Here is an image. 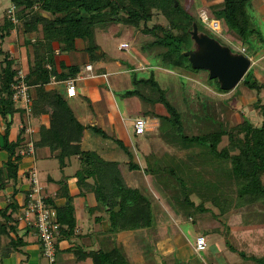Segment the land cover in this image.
I'll list each match as a JSON object with an SVG mask.
<instances>
[{"label":"trees","instance_id":"1","mask_svg":"<svg viewBox=\"0 0 264 264\" xmlns=\"http://www.w3.org/2000/svg\"><path fill=\"white\" fill-rule=\"evenodd\" d=\"M8 2L15 8L16 23L8 20L5 10L0 22V39L6 37L12 27L23 36L22 42L27 49L24 73L28 85L29 109L31 113L41 112L49 118L48 126L39 128V137L33 143V149L46 147L49 155L57 160L59 166L63 165L66 158L76 156L79 168L74 172V176L79 194H84L82 187L89 185L91 189H88L93 192L96 203L108 211L114 206L117 207L110 214L111 227L128 230L152 226L148 196L142 190L129 185L127 176L123 174V168L126 171L139 170V166L132 161L128 146L115 137L108 136L98 127L84 126L74 116L62 95L53 89L46 90L44 85L51 79L61 81L73 77L77 71L75 66H66L61 61L57 63L54 61L53 51L57 43L61 42L65 48L71 49L74 39H81L88 58L98 60L103 53L95 41V30L112 22L132 26L141 24L142 33L154 37L143 47H161L158 54L161 64L170 68L199 71L191 68L183 54L191 44L190 39L186 40L187 36L189 38L188 31L193 23L196 26L198 24L186 9H182L179 4L174 5L176 0H8ZM250 2L251 0H220L211 7L214 8L211 16L222 22L225 30L233 32L241 45L245 44L247 47L254 39H258L261 46L264 39L255 24ZM154 10L165 17L167 27L162 24H153L149 27L146 25ZM174 30L181 32L175 34ZM158 32L160 35H157ZM257 49H259L257 46L249 48L248 53L253 54ZM0 55V117L4 122L0 132V149L5 152V159L0 165V191L7 183L11 185L7 202L0 208V249L11 247L20 250L22 242L16 235L19 223L16 219L18 205L15 195L18 191L17 166L21 159L26 157L19 155L18 150L25 146L26 139L23 137V128L20 127L15 140H8L12 116L20 112V107L11 99L10 90L18 66L4 49L0 48ZM127 65L130 70L131 89L124 92L125 96L137 97L146 105L145 113L165 123L168 130L175 132L180 142L189 147H201L215 160L228 164L226 179L228 181L230 179L235 188L230 207L239 210L242 217L244 212L251 210L252 216L256 212L264 213V106L258 107L261 114L258 125H253L243 117L239 124L226 128L223 116L218 117L219 110L211 109L202 103L204 105L200 111L189 112L190 115L188 112H180L168 99L166 90L159 87L151 70L146 77H135L132 67ZM210 80H213L219 89L216 79ZM239 82L255 92L257 98L254 103L258 105V95L264 88L263 81H258L252 69H247ZM155 106H158L160 113L153 109ZM188 115L193 121V125L189 126L190 128L195 126L196 133L186 132L185 127L188 123L185 119ZM87 131L89 134H85ZM223 136L227 138V143L218 147ZM143 158L145 164L142 168L143 173L159 181L163 178L161 174L166 173L178 186L179 199L181 198L186 205L194 207L190 196L192 193L199 194V190L190 189L180 177V172L184 170L177 171L170 163L163 164L152 153L144 155ZM87 179H90V182H87ZM62 193L65 195V203L59 207L53 205L51 198L43 196L44 203L55 210L56 221L59 224V234L54 247L59 237L70 235L75 226L71 197L65 190ZM116 197H119L118 204L114 202ZM243 219L248 225V219L246 217ZM10 234L14 236L11 237ZM2 237L6 238L4 243L1 242ZM123 241L127 245L126 251L120 244L108 250L88 252L93 264H128V258L134 256L129 253L133 240L127 235ZM145 246L143 243L142 247ZM149 257L150 259H147V253L143 251L141 256L136 255L133 258L137 263L142 259V264H153V253H150ZM251 260L255 264H264V253L253 254Z\"/></svg>","mask_w":264,"mask_h":264},{"label":"rangeland","instance_id":"2","mask_svg":"<svg viewBox=\"0 0 264 264\" xmlns=\"http://www.w3.org/2000/svg\"><path fill=\"white\" fill-rule=\"evenodd\" d=\"M219 1L176 0V4H179L182 9H186L194 18L198 24V32L209 35L220 44L228 46L233 52H244L251 59L248 69L254 70L256 74L258 73L256 79L262 82L264 79V42L260 46L261 42L258 39H254L247 46L248 48L245 44L241 45L233 32L225 30L226 28L222 22L211 16V11L214 9L211 7ZM8 6V0H0V22ZM250 10L255 18V24L264 39V0H251ZM200 11H205L209 19L216 20L218 29L211 30L207 25L201 23L198 17V12ZM153 24L168 26L165 17L155 10L152 11L151 18L146 23L148 27ZM141 28V24L132 26L122 22H112L95 30V41L109 58L124 59L126 61L125 68L128 69L129 66L127 64H129L135 77H146L151 70L159 87L166 90L168 99L180 112L192 113L200 111L201 106L205 104L210 106L211 109L219 110L218 117L223 116L226 128L239 124L243 117H246L253 125L260 123L261 114L258 107L260 105L264 106V88L258 95L259 104L257 105L254 103L257 98L255 92L245 88L241 82H238L230 90H221L220 88L219 90L216 83L208 79L207 72L202 69L190 71L188 69L167 67L159 61L158 54L162 49L161 47H143L154 37L142 33ZM180 32V30H174L175 34ZM157 35H160V33L158 32ZM188 39H190V36L189 38L187 36L186 40ZM22 40L23 36L21 33L15 27H12L9 30V34L2 40L0 39V48L6 52L9 51L10 53H8L11 57L15 55L21 61V64H18V68L24 70L25 56L23 55V48L25 46ZM119 42H126L128 47L117 50L116 45ZM190 42L188 50L195 47L192 40ZM255 46L259 47V49L253 54H249L248 49ZM111 66L109 62L108 68H112ZM137 100V97H133V101ZM138 102L141 101L138 100ZM202 103L204 104L202 105ZM142 106L146 107L145 104ZM131 112V115L141 114L136 106L131 108ZM189 115L185 119V122L188 123L185 127L186 132L196 133L195 126H191L192 128L189 126L193 125ZM17 124L18 118L15 116L12 126L15 127ZM127 143L131 146V150H133L135 158L141 166H143V154L153 152L158 155L163 164L170 163L172 167H176L177 171L183 169L185 173L180 172V177L190 189L193 191L199 190V194H191L190 199L194 202V207H190L181 198L179 199L178 186L166 173L161 174L163 178L160 180L161 183L159 181V185L153 184L151 177H145L146 179L148 178L147 190L152 201H162L165 198L166 203L164 205L167 207L171 205L175 208L177 214L173 213L171 215L170 210H168V214L171 215L169 219L171 220L172 218L173 221H177V225L181 227L184 233L183 236L193 243L195 236L198 235L197 233H201L206 243L205 250L199 251L194 255L193 259L190 258L182 262V259L177 257L176 260H173L171 255L161 256L159 259L163 264H255L251 260L253 254L264 253V213L258 214L256 212L252 216L251 210L244 212V217H242L239 210H235L233 206L230 207V202L234 199L235 188L230 179L229 181L226 179L227 163L215 160L205 150H189L188 148L190 147L180 142L175 132L168 130L167 125L160 121L158 125L152 128V131H145L136 135L131 140H128ZM226 143L227 138L223 136L218 147ZM185 152L189 156H186ZM180 155H182V159ZM161 157L164 158L162 159ZM34 163L36 170L39 172V180L43 179L46 173H50L51 169L55 175L58 174V162L56 159L44 161L37 157ZM197 204L199 206L196 207ZM161 206L162 204H160V208ZM224 206L226 209H223ZM160 208L156 210L157 215L160 216V222L168 221L167 212L165 210L162 211ZM162 208L164 207L162 206ZM245 217L248 219V225L243 222ZM213 227L216 228L212 232L210 228ZM206 230L211 232H206ZM42 258V264L50 262L45 256ZM172 260L174 263H172Z\"/></svg>","mask_w":264,"mask_h":264},{"label":"crops","instance_id":"3","mask_svg":"<svg viewBox=\"0 0 264 264\" xmlns=\"http://www.w3.org/2000/svg\"><path fill=\"white\" fill-rule=\"evenodd\" d=\"M117 45L116 49L119 50ZM23 51V55L26 57L27 50L23 48ZM100 51L103 53L101 58L98 60H90L83 50V42L81 39H74L73 48L71 49L65 48L61 42L57 43L53 51L54 61L56 63L61 61L66 66H75L77 68L75 75L73 77H68L74 79L76 94L73 97H65L63 95L64 80H50L44 85V88L46 90L53 89L61 94L68 103L74 116L84 126L98 127L108 136H113L128 146L132 155V161L139 166V170L126 171L125 168H123V174L127 176L129 185L142 190L144 194L148 196L153 225L128 230L111 227L110 214L112 211H115L117 207L114 206L108 211L105 207L96 203L93 192L89 190L91 189L89 185L82 187L81 190L84 194H79V190L75 183L76 178L74 176V172L79 168L76 156L66 158L62 166L57 164V175H55L51 169L50 173H46L43 179L39 180V172L36 170L34 163L35 159L37 157L44 161L55 159L49 155L46 147H37L34 149L33 155L26 156L25 158L23 157L17 166L16 188L18 191L15 198L18 209L24 204L25 194L28 188H30V183L27 179V170L29 168L35 170L38 184L41 186V194L47 198H51L54 206L59 207L65 203V195L62 193L63 190L70 195L75 226L70 235L59 237L60 239L57 240L54 247V260L48 264H93L88 252L97 251L99 249L108 250L112 246H119L120 244L125 250L127 245L125 241H123V238L125 239L127 235L133 240L129 253L134 254V258L136 255L141 256L143 251H145L147 253V259H150L149 255L153 253V264H161L159 258L168 255H171L175 259L176 257L182 259V262L190 258L193 259L194 255L199 252L194 249V242L191 243L189 239L183 236L184 233L181 227L177 225V221H173L172 218L171 220L169 219L173 213L177 214L175 208L171 205H168L170 208L165 206V198H163L164 201H152L147 190L148 178H145L146 176H150L142 172V168L145 165L144 158L143 166H141L136 160L131 146L127 143L128 140L136 136L132 131L134 118L137 116L144 117L150 127L149 129L147 127L145 131H152V128L158 125L160 120L157 117L146 114V107L142 106L143 104L141 102H138V98L137 101H133V97L135 96H125L124 92L131 89L130 70L129 68H125L126 61L117 57L109 58L101 47ZM12 58L15 64L17 62L16 66L21 64V61L17 59L15 55L12 56ZM109 62L112 68H108ZM86 65H89V67L87 68ZM252 72L255 78H257L258 73H254V70H252ZM133 106H136L138 112L141 114L131 115V108H133ZM153 109L160 113L158 106L153 107ZM19 110L20 112L12 116V122L14 117L17 116L18 124L15 127L11 124L8 131V140L14 141L18 129L22 127L23 137L26 139L25 141L31 140L34 143L38 140L39 128L41 126L47 127L49 118L46 114L41 112L31 113L30 109L25 111L19 108ZM3 126L4 122L0 117V132ZM85 134H89L88 131L85 132ZM188 149H196L198 151H200V149L204 150L197 146ZM149 153H152L156 159H159L158 155L153 152ZM149 153H144L143 157ZM185 154L189 156L186 152ZM180 156L182 159V155ZM161 158L163 159L164 157ZM4 159L5 152L0 149V165ZM151 181L155 185L160 184L157 178H151ZM87 182H90V179H87ZM10 191V183H7L5 188L0 191V208L5 206L7 195ZM114 202L118 204L119 197H116ZM160 204H162L164 208H162V206L160 208ZM159 208L167 212L168 221L160 222V216L157 215L156 212ZM168 210H170L171 215L168 214ZM17 225L16 235L22 242V245L19 246L20 250H15L11 247L1 248L0 264H42L41 259H43V256L41 255V247L36 236L28 227H24L20 223ZM215 228L216 227L210 229L213 232ZM206 232L211 231L206 230ZM197 234L201 235V233ZM10 236L13 237L14 234H10ZM5 241L6 238L2 237L1 242L4 243ZM143 243L146 244L144 248L142 247ZM133 257L128 258V264L143 263L142 259L137 263L134 261Z\"/></svg>","mask_w":264,"mask_h":264},{"label":"built area","instance_id":"4","mask_svg":"<svg viewBox=\"0 0 264 264\" xmlns=\"http://www.w3.org/2000/svg\"><path fill=\"white\" fill-rule=\"evenodd\" d=\"M14 6L10 4L6 9V17L15 24L16 18L14 15ZM198 17L201 23L207 25L211 30H216L217 21L209 19L205 11L198 12ZM217 24V25H216ZM126 42H119L117 48L119 50L126 49ZM242 51V50H241ZM48 67V65H46ZM88 68L89 65H86ZM53 81V79H51ZM64 82L65 97H73L76 94L74 79L68 78ZM264 84V79H263ZM11 99L20 108L25 111L29 110V95L28 85L25 82V73L21 68H17L14 81L10 84ZM148 124L142 117H136L133 120L132 131L135 135L142 134L147 130ZM34 153L33 142L27 140L25 146L18 150L21 156H31ZM27 179L30 183L26 193V199L23 205L20 206L16 213L18 223L32 230L36 236L38 243L42 247L41 254L48 258L50 262L54 260V244L59 234V224L56 221L55 210L44 203L43 195L41 194V186L35 175V170L29 168L27 170ZM206 248L205 239L202 235H197L194 238V249L202 251Z\"/></svg>","mask_w":264,"mask_h":264},{"label":"water","instance_id":"5","mask_svg":"<svg viewBox=\"0 0 264 264\" xmlns=\"http://www.w3.org/2000/svg\"><path fill=\"white\" fill-rule=\"evenodd\" d=\"M188 34L195 47L183 54L191 68L205 70L209 79H216L221 90L234 88L249 68L251 59L241 52H232L228 46L198 32L195 23Z\"/></svg>","mask_w":264,"mask_h":264},{"label":"bare ground","instance_id":"6","mask_svg":"<svg viewBox=\"0 0 264 264\" xmlns=\"http://www.w3.org/2000/svg\"><path fill=\"white\" fill-rule=\"evenodd\" d=\"M216 21V20H215ZM217 25V24H216ZM217 27V28H216ZM215 28L218 29V25Z\"/></svg>","mask_w":264,"mask_h":264}]
</instances>
